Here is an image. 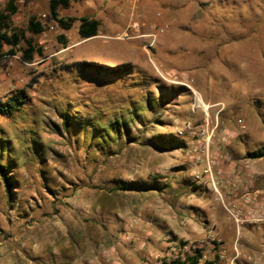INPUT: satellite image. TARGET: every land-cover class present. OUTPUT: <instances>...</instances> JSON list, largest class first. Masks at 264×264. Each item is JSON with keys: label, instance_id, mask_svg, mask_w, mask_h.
<instances>
[{"label": "rangeland", "instance_id": "374dc122", "mask_svg": "<svg viewBox=\"0 0 264 264\" xmlns=\"http://www.w3.org/2000/svg\"><path fill=\"white\" fill-rule=\"evenodd\" d=\"M16 4L12 28L43 52L26 61L22 40L16 54L0 58V103L27 92L19 110L0 113V162L15 184L8 202L0 178V264H37V250L56 246L67 247L71 264L177 262L173 236L161 243L166 253L150 254L143 230L151 216L173 214L175 188L195 182L197 159L191 136L178 148L164 142L184 121L208 118L218 122L215 151L240 159L264 149V0H70L61 16L101 23L89 39L78 20L60 28L50 0ZM31 19L45 31L31 32ZM106 67L126 69L112 76ZM196 96L202 105L193 110ZM61 112L74 119L70 131ZM117 118L130 122L128 131L92 135V123L100 129ZM132 182L152 188H119ZM232 226L231 241L242 243ZM126 249L132 260L120 254ZM234 250L214 252L212 262L247 264L249 254Z\"/></svg>", "mask_w": 264, "mask_h": 264}, {"label": "crops", "instance_id": "0c3cea01", "mask_svg": "<svg viewBox=\"0 0 264 264\" xmlns=\"http://www.w3.org/2000/svg\"><path fill=\"white\" fill-rule=\"evenodd\" d=\"M213 148L212 152H217L220 155V163L214 166V170L222 169L226 175L240 171L242 180L229 184L220 183L218 187L222 198L214 191L212 184L209 182L180 183L175 188L179 189V196L178 194L174 196L173 214L169 217L165 214H163V217L158 216V218L151 216L147 221L148 226L144 230L142 229L145 233L144 237L151 238L148 242L154 243L150 249L145 250V253H157V255L166 253L165 250L168 248L164 244L161 245V243H165V239L170 236L175 238L173 241L174 249L177 248L183 253H186L184 252L185 247L198 245L201 240L216 236L221 240V244L216 243L214 247L209 243L199 247L202 248L203 254H207L209 261H212L214 252L219 253L220 257L223 258L227 249L235 248L234 251L238 254V257L246 252L249 256L242 255L243 257H248L250 260L254 259L253 263L255 264H264V233L261 232L264 226L248 223L236 224L225 208V205L245 207L246 194L252 202L264 203V180L262 179L264 157L237 159L232 155H228L230 157L228 159L223 152L220 153L215 151V147ZM202 167H205L204 162L201 163ZM185 192H188L189 195H185ZM167 202L169 201L165 198L160 203L166 204ZM166 209L165 212L168 211ZM149 213H152L151 208ZM232 225H235L237 234L242 237V243L238 241L237 237L234 238L233 242L231 241L232 234L230 230L234 228ZM253 228L256 229L253 230ZM66 248L56 246L49 247L45 251L37 250V258L39 259L37 264H53L52 261H56L55 264H71L70 256L65 254L67 252L65 251ZM41 253H46L47 256H40ZM187 253L191 252L188 251ZM252 253L254 255H251ZM120 254H124L125 258L129 260L134 257L132 250L128 249L120 252ZM248 258L244 262L252 264ZM42 259L45 262L41 261ZM213 264L215 263L213 262Z\"/></svg>", "mask_w": 264, "mask_h": 264}, {"label": "trees", "instance_id": "16d2710c", "mask_svg": "<svg viewBox=\"0 0 264 264\" xmlns=\"http://www.w3.org/2000/svg\"><path fill=\"white\" fill-rule=\"evenodd\" d=\"M70 0H50V15L52 19L57 23V25L64 29L69 30L73 26V23L78 20L80 21L78 32L82 39H89L99 34L100 30V21L93 17L81 16L79 18L73 16H61L59 14V8L61 6L68 7ZM18 11V6L16 4V0H8L7 3L2 6L0 4V58L9 54H16V47L22 42L25 41L26 46L23 47V55L22 57L28 61L32 62L34 59L35 53L42 54L43 49L41 47H37L32 38L26 37L23 30H15L11 26V17ZM29 30L33 33H41L45 31V26L40 21H35L34 19L30 20ZM65 42L66 39L62 38ZM9 46L10 48L5 52L4 47ZM90 65V64H89ZM90 66L95 68H103L100 64H91ZM105 68V67H104ZM126 68L123 67H106V70L111 72L112 76L117 75L118 73L124 72ZM26 90H21L18 94L11 97L6 102L0 103V113H13L20 109V107L24 104ZM148 106L150 104L148 103ZM134 115H137V112H133ZM60 117L62 120V125L64 129L70 131V128L73 126V120L68 112H61ZM130 122L125 119L119 120L118 118L115 120H111V122L99 129V126L95 124H91L93 127V136H96L98 131H103L104 134L99 135V137H105L109 135L111 131L116 132L117 134L121 133V130L124 128L126 131L130 128ZM97 131V132H96ZM162 138V137H160ZM162 140V139H161ZM167 144V148H178L182 147L185 142L181 140L178 136L173 135L169 138L168 142H164ZM247 157L259 158L264 157V149L254 150L247 153ZM0 178L4 185L5 194L8 202H11L14 195V180L12 174L10 172V167L8 164L0 162ZM119 188L123 190H149L152 187L146 183H125L121 185ZM202 257V248L196 247L193 249V254L189 255L183 261H177L173 264H197L198 260ZM164 264H172V263H164ZM206 264H213L212 261H207Z\"/></svg>", "mask_w": 264, "mask_h": 264}, {"label": "built area", "instance_id": "2783aa9c", "mask_svg": "<svg viewBox=\"0 0 264 264\" xmlns=\"http://www.w3.org/2000/svg\"><path fill=\"white\" fill-rule=\"evenodd\" d=\"M139 24H133V28L139 29ZM202 105V101L199 96H196L194 99L193 110H196ZM209 107V106H208ZM208 107L206 109L208 110ZM208 115V112H207ZM217 129L218 122H210L208 118L201 123L195 124L190 120H186L182 123L181 126L177 127L175 130V135L179 138H183L187 135L191 136L194 140V145L192 148V152L194 156H196L194 162V171H193V179L195 182H209L212 184L214 191L222 198L221 191L219 189L220 183H231V182H239L242 180L240 171L235 174H227L224 173V170L217 169L214 170V166L220 163L219 154L217 152H212V147L217 137ZM241 129H246L245 125L241 126ZM222 140L224 142H228L230 140L231 135L229 132H221ZM230 159L228 155L226 158ZM205 163V167L199 169L201 167V163ZM245 207H238L234 205H225V208L230 215V217L234 220L236 224H253V225H263L264 226V203L260 202H252L248 197V194L245 196ZM221 240L216 236L210 237L206 240H201L198 242V245H192L184 248V252L191 251L196 247H200L206 244L211 243L212 246H216V243H220ZM175 250V249H174ZM191 255V253H190ZM174 259L177 261H183L186 259L185 253L181 252L179 249L175 250ZM201 260H198L197 264H205V261L208 259L207 254L202 253Z\"/></svg>", "mask_w": 264, "mask_h": 264}, {"label": "bare ground", "instance_id": "6f19581e", "mask_svg": "<svg viewBox=\"0 0 264 264\" xmlns=\"http://www.w3.org/2000/svg\"><path fill=\"white\" fill-rule=\"evenodd\" d=\"M131 19H133V15H132V18ZM201 98V97H200ZM207 107V106H206Z\"/></svg>", "mask_w": 264, "mask_h": 264}]
</instances>
